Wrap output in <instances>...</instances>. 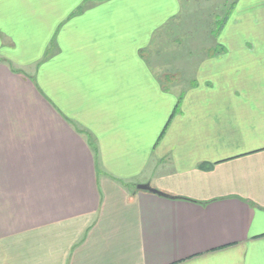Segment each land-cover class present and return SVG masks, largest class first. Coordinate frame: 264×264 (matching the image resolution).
<instances>
[{"label": "crops", "instance_id": "obj_1", "mask_svg": "<svg viewBox=\"0 0 264 264\" xmlns=\"http://www.w3.org/2000/svg\"><path fill=\"white\" fill-rule=\"evenodd\" d=\"M212 1L0 0V264H264V0L147 62Z\"/></svg>", "mask_w": 264, "mask_h": 264}, {"label": "rangeland", "instance_id": "obj_2", "mask_svg": "<svg viewBox=\"0 0 264 264\" xmlns=\"http://www.w3.org/2000/svg\"><path fill=\"white\" fill-rule=\"evenodd\" d=\"M208 3L214 9L207 4L204 9L181 11L185 17L168 25L161 39L154 42V56H148L147 62L155 68L160 67L162 71L158 75L163 82L188 81L194 67L205 57L204 52L215 46L216 42L210 40L209 34L214 26L210 28L208 21L212 14H223V4L220 0Z\"/></svg>", "mask_w": 264, "mask_h": 264}, {"label": "water", "instance_id": "obj_3", "mask_svg": "<svg viewBox=\"0 0 264 264\" xmlns=\"http://www.w3.org/2000/svg\"><path fill=\"white\" fill-rule=\"evenodd\" d=\"M136 191H140V192H148L151 194H156V195H160L162 196L161 193L157 192L155 189L151 188L148 184H141V185H137L135 187Z\"/></svg>", "mask_w": 264, "mask_h": 264}]
</instances>
